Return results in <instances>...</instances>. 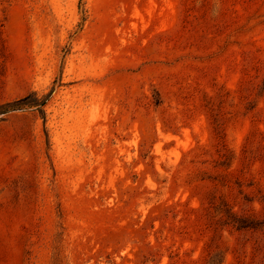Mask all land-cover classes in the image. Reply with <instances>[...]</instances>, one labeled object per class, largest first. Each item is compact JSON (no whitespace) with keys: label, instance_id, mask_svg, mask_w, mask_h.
Segmentation results:
<instances>
[{"label":"rangeland","instance_id":"obj_1","mask_svg":"<svg viewBox=\"0 0 264 264\" xmlns=\"http://www.w3.org/2000/svg\"><path fill=\"white\" fill-rule=\"evenodd\" d=\"M0 264H264V0H0Z\"/></svg>","mask_w":264,"mask_h":264},{"label":"trees","instance_id":"obj_2","mask_svg":"<svg viewBox=\"0 0 264 264\" xmlns=\"http://www.w3.org/2000/svg\"><path fill=\"white\" fill-rule=\"evenodd\" d=\"M29 99H30V96L29 97H26V98H23L21 100H19L18 102H15V104L9 106L8 108H4V107H1L0 110L6 112L8 111V109H12V110H15V109H18L19 107H22L26 104H28L27 102H29Z\"/></svg>","mask_w":264,"mask_h":264}]
</instances>
